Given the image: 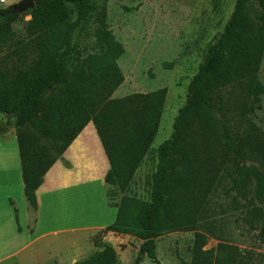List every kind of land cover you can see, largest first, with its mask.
<instances>
[{"label":"trees","instance_id":"1","mask_svg":"<svg viewBox=\"0 0 264 264\" xmlns=\"http://www.w3.org/2000/svg\"><path fill=\"white\" fill-rule=\"evenodd\" d=\"M34 3L24 12L30 15L25 33L31 40L22 45L12 40V24L21 13L0 6V48L15 45L1 61L12 63L0 67V113L14 114L24 195L36 208L35 191L45 172L90 121L109 165L104 181L125 191L155 137L166 89L110 97L123 79L116 64L122 44L99 25L92 34L101 50H78L81 37L90 36L96 0ZM263 55L264 0H234L188 82L170 136L155 149L149 200L121 196L111 204L114 220L98 232L135 235L142 240L140 252L160 264L156 236L197 225L217 235L212 201L232 198L244 219L256 222L264 241V136L253 127L233 130L227 119L230 107L242 119L259 105ZM58 84L64 90L55 98ZM227 88L230 96L222 101L220 91ZM247 157L256 159L259 169L246 163ZM204 243L203 235L195 234L189 264H259L250 252L223 243L213 259L202 250ZM100 246L94 256L74 264H115V249Z\"/></svg>","mask_w":264,"mask_h":264},{"label":"rangeland","instance_id":"2","mask_svg":"<svg viewBox=\"0 0 264 264\" xmlns=\"http://www.w3.org/2000/svg\"><path fill=\"white\" fill-rule=\"evenodd\" d=\"M16 1L18 0H5L0 6L6 7ZM233 2L234 0H96V11L88 27L91 30L90 36L81 37L78 50L82 53L101 50V45L92 34V30L99 25L122 44L124 52L116 59V64L123 79L110 97L166 89L157 132L134 172L128 188L121 192L115 185L106 183L110 205L118 203L123 195L134 197L142 203L149 200L151 174L157 161L155 149L170 136L177 110L185 102L188 82L196 71L207 44L222 30ZM24 12H20L21 16L12 24V40L16 45L31 40L25 33V24L30 15ZM14 46L0 48V67L11 65L12 61L9 59L3 64L1 61L6 54L12 53ZM257 77L264 87V55L258 67ZM63 90L64 85L58 84L53 96L55 98L60 96ZM230 90L227 88L220 91L222 101L230 96ZM227 119L233 130L253 127L264 136V90L260 95L259 105L244 118L241 119L238 112L230 107ZM89 123L93 126L91 121ZM9 132L17 133L14 124ZM192 142L193 145L197 143L196 140ZM104 159L106 170L109 165L106 157ZM246 159H248L246 163L259 169L256 159L251 157ZM250 179L253 183V177ZM94 184H88L89 208L96 205L97 194L93 196L92 191H98L99 185ZM251 191L248 190V193ZM245 195L248 196L247 193ZM229 199L232 198L224 201L215 198L212 201L217 217L215 222L218 227L217 235L197 225L190 229L167 231L156 236V257L159 263L189 264L193 239L195 234L200 233L205 240L202 250L213 259L221 255L218 245L223 243L250 252L259 264H264V241L258 237L256 222L249 224L244 219L240 206L231 204ZM237 201L240 204L243 198L238 196ZM218 204L221 206H217ZM141 242L140 238L131 233L97 231L88 237V242L77 244L80 257L76 258L74 263L94 256L103 243L115 249L117 258L115 264H157L144 252H140ZM84 243H87L86 246ZM50 248H53L52 245L45 244L42 252H47ZM43 264L57 262L49 260Z\"/></svg>","mask_w":264,"mask_h":264},{"label":"crops","instance_id":"3","mask_svg":"<svg viewBox=\"0 0 264 264\" xmlns=\"http://www.w3.org/2000/svg\"><path fill=\"white\" fill-rule=\"evenodd\" d=\"M10 128L0 131V264H73L80 257L77 244L88 242L116 215L107 199L106 156L94 125L88 122L45 172L35 191L36 208L23 192L18 144ZM94 183L99 190L92 191L96 205L89 208L88 184ZM45 244L53 248L42 252Z\"/></svg>","mask_w":264,"mask_h":264},{"label":"water","instance_id":"4","mask_svg":"<svg viewBox=\"0 0 264 264\" xmlns=\"http://www.w3.org/2000/svg\"><path fill=\"white\" fill-rule=\"evenodd\" d=\"M34 5H35L34 0H18L16 2L10 4L8 8H10L13 12L20 13L22 11H26L28 9L33 8ZM7 115L14 118V114L12 112L8 113ZM13 124H14V122H13ZM12 125H10V127Z\"/></svg>","mask_w":264,"mask_h":264},{"label":"flooded vegetation","instance_id":"5","mask_svg":"<svg viewBox=\"0 0 264 264\" xmlns=\"http://www.w3.org/2000/svg\"><path fill=\"white\" fill-rule=\"evenodd\" d=\"M14 122V118L10 117L6 113H0V130H6L10 128V125H12Z\"/></svg>","mask_w":264,"mask_h":264},{"label":"built area","instance_id":"6","mask_svg":"<svg viewBox=\"0 0 264 264\" xmlns=\"http://www.w3.org/2000/svg\"><path fill=\"white\" fill-rule=\"evenodd\" d=\"M5 2V0H0V3H4Z\"/></svg>","mask_w":264,"mask_h":264}]
</instances>
